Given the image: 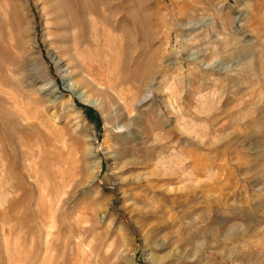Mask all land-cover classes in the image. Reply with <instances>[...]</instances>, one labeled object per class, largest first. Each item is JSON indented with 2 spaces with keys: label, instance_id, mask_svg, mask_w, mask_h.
Listing matches in <instances>:
<instances>
[{
  "label": "rangeland",
  "instance_id": "1",
  "mask_svg": "<svg viewBox=\"0 0 264 264\" xmlns=\"http://www.w3.org/2000/svg\"><path fill=\"white\" fill-rule=\"evenodd\" d=\"M0 60V262L264 264V0H0Z\"/></svg>",
  "mask_w": 264,
  "mask_h": 264
},
{
  "label": "bare ground",
  "instance_id": "2",
  "mask_svg": "<svg viewBox=\"0 0 264 264\" xmlns=\"http://www.w3.org/2000/svg\"><path fill=\"white\" fill-rule=\"evenodd\" d=\"M65 52L66 53H69V56H68V62H69V65L72 67V69H71V74H73L72 75V78L75 80V82H74V84L73 85H69V84H65V83H62V90H64V91H69V92H75V90L77 89V88H79V87H84V88H86V89H90L91 91H94V92H96V94L98 95V96H101L102 94L104 95H106V93H104V91H97V90H95V89H93L89 84H88V80L86 81V76L88 75V73H87V68L85 67V66H82V67H78L77 66V64H76V61H75V59H74V57H78V56H80V54H81V52H79V48L77 49L76 47H74V48H72L71 50H65ZM77 59V58H76ZM85 61V60H84ZM83 63V62H82ZM81 65V64H80ZM26 66V65H25ZM97 67V66H96ZM143 68V67H142ZM141 68V69H142ZM96 69V68H95ZM29 70H31V71H29V72H31L32 74H35V67L32 65L31 66V68L29 69ZM4 71H6V72H12V74L14 75L13 77H17V75L18 74H16L17 72H15V70L14 69H11L9 66H7V64L4 62V61H1L0 60V79H2V80H0V86H3V85H7V82L5 81V80H7L6 78H8V77H4V75H3V72ZM91 71V70H90ZM93 71H94V69H93ZM96 72V71H95ZM101 72V71H100ZM96 73H98V72H96ZM89 77V76H88ZM94 77H96V75L94 76ZM99 77V76H98ZM136 78L137 79H141L142 78V75H139V74H136ZM5 79V80H4ZM11 79V78H10ZM95 79V78H94ZM99 80V79H98ZM9 81V80H8ZM96 81V80H95ZM100 81V80H99ZM104 84V83H103ZM108 85V84H107ZM59 92H61V90L59 91ZM63 92V91H62ZM99 92V93H98ZM11 95V94H10ZM106 96H108V95H106ZM74 97L75 98H77V95L75 96L74 95ZM118 97H122L121 96V91L119 92V95H118ZM15 98V97H14ZM13 98V99H14ZM109 98V97H108ZM94 140V137H92V139H90L89 141H93ZM88 141V142H89ZM91 143V142H90ZM100 149L101 148H99V147H97V146H94V144H89L88 145V148H87V150H86V152H87V154L88 155H95L96 153H97V151H100ZM5 206V205H4ZM4 208H6V206L4 207ZM12 209V208H11ZM2 210V209H1ZM4 212H6L5 211V209L4 210H2V211H0V218L1 219H4ZM8 217V216H7ZM10 218V216L8 217V219ZM64 219V218H63ZM10 220V219H9ZM8 220V221H9ZM6 221H7V219H6ZM4 222H5V220H4ZM10 222V221H9ZM8 222V223H9ZM6 223V222H5ZM56 227L54 226V225H50L49 226V229L50 230H54ZM8 229V228H7ZM57 229V228H56ZM73 231V228L70 226V228H69V232H72ZM51 233V232H50ZM54 233L55 234H60V232H59V230H56V231H54ZM2 236L3 237H5V236H8V234H9V231H5V229L4 228H2ZM50 235V234H49ZM10 238V237H9ZM0 241H1V239H0ZM10 243V242H9ZM1 244H2V242H1ZM3 246H4V248L6 249V254H8V260L9 261H11V260H13V262H14V260H15V257L13 258V254L8 250V242L6 241V239H4V241H3V244H2ZM1 247V246H0ZM81 256V255H80ZM4 258V257H3ZM13 258V259H12ZM17 258V257H16ZM4 261V260H3ZM9 261H8V263L6 262H0V264H9Z\"/></svg>",
  "mask_w": 264,
  "mask_h": 264
}]
</instances>
